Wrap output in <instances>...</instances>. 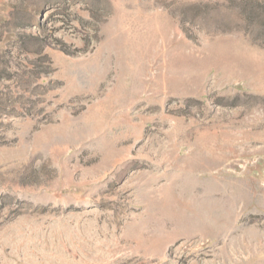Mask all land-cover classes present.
I'll use <instances>...</instances> for the list:
<instances>
[{
	"label": "rangeland",
	"instance_id": "obj_1",
	"mask_svg": "<svg viewBox=\"0 0 264 264\" xmlns=\"http://www.w3.org/2000/svg\"><path fill=\"white\" fill-rule=\"evenodd\" d=\"M0 264H264V0H0Z\"/></svg>",
	"mask_w": 264,
	"mask_h": 264
},
{
	"label": "bare ground",
	"instance_id": "obj_2",
	"mask_svg": "<svg viewBox=\"0 0 264 264\" xmlns=\"http://www.w3.org/2000/svg\"><path fill=\"white\" fill-rule=\"evenodd\" d=\"M65 222H66V221H65ZM58 224H64V222H63V221H59ZM58 224H57V225H58ZM64 227H65L64 229L67 230V231H70V230H71V226H68L67 224L64 225ZM59 229H60V228H59ZM45 237L47 238V235H45ZM93 237H94V240L97 241V244L101 243L102 241H104V243L107 241V240L105 241V239H100V238H99V235H96V236H93ZM40 239H43V238L40 237ZM99 240H100V242H98ZM44 241H45V240H44ZM107 242H108V241H107ZM40 243H41V242H40ZM44 244H45L44 246H46V243H45V242H44ZM97 244H96V245H97ZM41 246H42V245H41ZM70 250H71V249H70ZM70 250H69V251H70ZM53 251H55V250H53ZM72 251H73V250H72Z\"/></svg>",
	"mask_w": 264,
	"mask_h": 264
}]
</instances>
